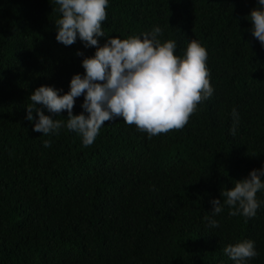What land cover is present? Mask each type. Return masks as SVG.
Instances as JSON below:
<instances>
[{
    "label": "trees",
    "instance_id": "obj_1",
    "mask_svg": "<svg viewBox=\"0 0 264 264\" xmlns=\"http://www.w3.org/2000/svg\"><path fill=\"white\" fill-rule=\"evenodd\" d=\"M59 7L0 0V264H236L223 249L243 240L257 252L243 264H264V189L254 217L230 215L221 196L264 167V46L247 18L258 0H108L100 46L160 27L182 57L196 40L213 93L182 129L150 138L117 117L90 146L67 129V110L37 105L64 122L47 135L35 112L26 118L35 89L68 92L96 52L78 35L57 41ZM83 102L73 115H88Z\"/></svg>",
    "mask_w": 264,
    "mask_h": 264
},
{
    "label": "clouds",
    "instance_id": "obj_2",
    "mask_svg": "<svg viewBox=\"0 0 264 264\" xmlns=\"http://www.w3.org/2000/svg\"><path fill=\"white\" fill-rule=\"evenodd\" d=\"M55 2L62 14L55 21L57 41L72 45L78 35L86 47H96V52L93 56L84 57L82 66L85 74L72 76L68 92L60 95L54 87L42 85L30 95L32 104L26 107V118L33 121V112L38 115L34 131L47 135L64 126L63 121L45 115L37 107L39 104L56 115L67 110L66 127L81 135L84 146L93 144L105 122L117 117L147 132L151 138L182 129L197 105L212 95L206 64L208 53L198 41L191 40L181 57L175 54V41L161 42L158 37L162 30L156 27L143 38L135 35L125 39L109 37L100 46L97 38L105 36L102 22L107 19L108 0ZM258 5L247 18L252 22L254 37L264 46V0H258ZM82 95V108L88 115H73L75 100ZM233 116L238 119L235 110ZM231 131L235 135V126ZM44 146L50 147V141L45 140ZM262 176L264 167L252 169L248 177L237 180L234 187L221 191L224 204L231 209L230 215H256L260 206L256 194L264 189ZM211 203L213 215L223 211L221 199L214 198ZM210 224L218 227L214 219ZM223 251L236 264H243L257 255L252 240L229 244Z\"/></svg>",
    "mask_w": 264,
    "mask_h": 264
}]
</instances>
